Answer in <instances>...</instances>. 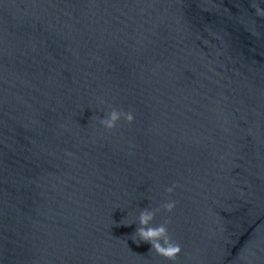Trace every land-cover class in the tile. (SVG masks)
I'll list each match as a JSON object with an SVG mask.
<instances>
[{
    "label": "water",
    "instance_id": "1",
    "mask_svg": "<svg viewBox=\"0 0 264 264\" xmlns=\"http://www.w3.org/2000/svg\"><path fill=\"white\" fill-rule=\"evenodd\" d=\"M0 264H264V0H0Z\"/></svg>",
    "mask_w": 264,
    "mask_h": 264
},
{
    "label": "clouds",
    "instance_id": "2",
    "mask_svg": "<svg viewBox=\"0 0 264 264\" xmlns=\"http://www.w3.org/2000/svg\"><path fill=\"white\" fill-rule=\"evenodd\" d=\"M123 118L125 121L131 123L134 120V114L132 111H123L113 108L106 116L99 118V123L106 129H114L117 122ZM175 185L166 189L168 193H172ZM176 205V201L169 200L162 204L160 208L155 211L148 208L141 210L138 216L139 226L132 234L137 237L134 240L137 244L141 241L151 244L150 251H155L156 254L165 257L166 259L175 261L178 254L181 252V247L178 243L172 240L168 232V221L158 226H151V221L154 219L156 211L163 209L167 212H171Z\"/></svg>",
    "mask_w": 264,
    "mask_h": 264
}]
</instances>
